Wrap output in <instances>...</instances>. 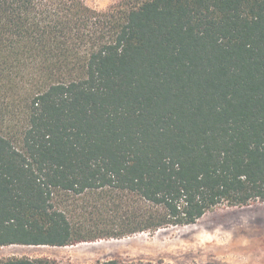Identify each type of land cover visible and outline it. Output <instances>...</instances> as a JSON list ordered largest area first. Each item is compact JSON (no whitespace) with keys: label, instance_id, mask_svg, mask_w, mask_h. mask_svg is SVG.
<instances>
[{"label":"trees","instance_id":"16d2710c","mask_svg":"<svg viewBox=\"0 0 264 264\" xmlns=\"http://www.w3.org/2000/svg\"><path fill=\"white\" fill-rule=\"evenodd\" d=\"M104 189L142 203L120 231L81 235L54 204ZM254 200L264 0H0V246L124 237Z\"/></svg>","mask_w":264,"mask_h":264},{"label":"rangeland","instance_id":"374dc122","mask_svg":"<svg viewBox=\"0 0 264 264\" xmlns=\"http://www.w3.org/2000/svg\"><path fill=\"white\" fill-rule=\"evenodd\" d=\"M99 11L121 0H82ZM61 208L77 233L89 236L123 228L129 206L142 205L137 198L111 189L76 195L56 194ZM122 225V227H121ZM121 227V228H120ZM156 244V247H146ZM43 258L52 264H96L118 260L121 264H264V201L245 206L219 204L195 223L167 226L124 237L100 238L66 246L10 244L0 246V259Z\"/></svg>","mask_w":264,"mask_h":264},{"label":"bare ground","instance_id":"6f19581e","mask_svg":"<svg viewBox=\"0 0 264 264\" xmlns=\"http://www.w3.org/2000/svg\"><path fill=\"white\" fill-rule=\"evenodd\" d=\"M146 247H148V248H149V247H151V248H153V247L159 248V246L156 245V244H155V245H154V244H152V245H151V244H148Z\"/></svg>","mask_w":264,"mask_h":264}]
</instances>
